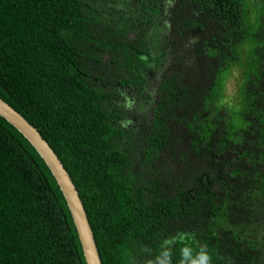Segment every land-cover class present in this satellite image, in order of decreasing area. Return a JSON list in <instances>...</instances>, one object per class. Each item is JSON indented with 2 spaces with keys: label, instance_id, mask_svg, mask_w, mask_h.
<instances>
[{
  "label": "trees",
  "instance_id": "1",
  "mask_svg": "<svg viewBox=\"0 0 264 264\" xmlns=\"http://www.w3.org/2000/svg\"><path fill=\"white\" fill-rule=\"evenodd\" d=\"M234 65L239 126L218 96ZM0 96L69 171L103 264H264V0H0ZM0 264H87L56 177L2 115Z\"/></svg>",
  "mask_w": 264,
  "mask_h": 264
},
{
  "label": "water",
  "instance_id": "2",
  "mask_svg": "<svg viewBox=\"0 0 264 264\" xmlns=\"http://www.w3.org/2000/svg\"><path fill=\"white\" fill-rule=\"evenodd\" d=\"M0 115L17 127L49 165L67 200L87 264H103L85 205L69 171L41 132L0 96Z\"/></svg>",
  "mask_w": 264,
  "mask_h": 264
},
{
  "label": "rangeland",
  "instance_id": "3",
  "mask_svg": "<svg viewBox=\"0 0 264 264\" xmlns=\"http://www.w3.org/2000/svg\"><path fill=\"white\" fill-rule=\"evenodd\" d=\"M252 41H245L241 46L240 50L242 48V53L245 57L250 56V53L253 51V45ZM247 62L245 60L244 64ZM159 65V64H158ZM161 66V65H160ZM156 69V70H155ZM160 68L158 66L152 67L151 71L149 72L148 82L150 90L155 92L158 79L160 77L159 70ZM247 67L245 65L238 66L234 65L231 66L228 70L225 69L220 74L219 78V87H218V96L221 102H229L228 104L233 108L235 111V115L233 117V121L236 125L241 124V118L238 114V111L241 108V104L238 102L237 99H239V91L236 89L240 85L239 80L243 78L245 75ZM234 76V78L232 77ZM234 80L231 84L230 81ZM124 89V93L126 95V106L132 110H135L138 106L140 107V100L137 98L136 92L134 90L130 89ZM121 123L126 127H136L137 126V119L133 117L132 119H125L122 120ZM179 238H185V234H176L170 239L167 240L168 244H174V242Z\"/></svg>",
  "mask_w": 264,
  "mask_h": 264
}]
</instances>
